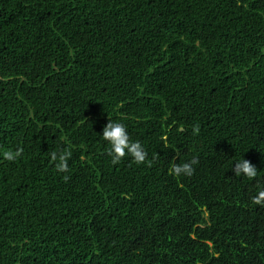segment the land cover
<instances>
[{"label": "trees", "instance_id": "16d2710c", "mask_svg": "<svg viewBox=\"0 0 264 264\" xmlns=\"http://www.w3.org/2000/svg\"><path fill=\"white\" fill-rule=\"evenodd\" d=\"M261 190L264 0H0V264H264Z\"/></svg>", "mask_w": 264, "mask_h": 264}, {"label": "clouds", "instance_id": "9594fccd", "mask_svg": "<svg viewBox=\"0 0 264 264\" xmlns=\"http://www.w3.org/2000/svg\"><path fill=\"white\" fill-rule=\"evenodd\" d=\"M194 131L196 130L194 129ZM101 137L110 146L109 154L112 157L111 162L113 164H118L126 155L133 158L138 164L145 162L147 153L141 143L130 140L127 128L123 123L109 120L102 129ZM22 153V148H17L15 151L6 150L3 151L2 158L5 161L14 162ZM70 155L71 153L69 151H63L59 154L52 152L50 154V159L56 162L55 166L58 172L64 173L68 171L67 161ZM195 163L196 161L193 160L183 164H173L171 172L176 177L181 175L190 177L194 173L193 164ZM234 174L237 176L243 175L246 178L252 179L257 176V169L247 160L241 158L239 162L235 163ZM63 179L67 180V177H63ZM253 203L257 205L264 204V190L258 192L253 198Z\"/></svg>", "mask_w": 264, "mask_h": 264}]
</instances>
